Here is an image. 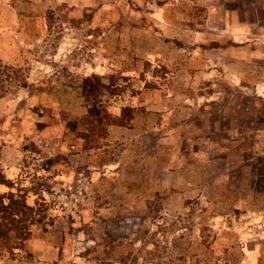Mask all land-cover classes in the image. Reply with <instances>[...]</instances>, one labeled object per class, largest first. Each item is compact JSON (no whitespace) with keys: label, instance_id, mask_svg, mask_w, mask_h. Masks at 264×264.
Listing matches in <instances>:
<instances>
[{"label":"rangeland","instance_id":"1","mask_svg":"<svg viewBox=\"0 0 264 264\" xmlns=\"http://www.w3.org/2000/svg\"><path fill=\"white\" fill-rule=\"evenodd\" d=\"M0 166V264H264V0H0Z\"/></svg>","mask_w":264,"mask_h":264},{"label":"trees","instance_id":"2","mask_svg":"<svg viewBox=\"0 0 264 264\" xmlns=\"http://www.w3.org/2000/svg\"><path fill=\"white\" fill-rule=\"evenodd\" d=\"M87 80L88 84L84 94L85 100L93 104V106H98L100 103V111L97 110L96 115L106 114L101 106V98L104 96V91H107V86H104L98 77L93 80L87 78ZM121 116L119 115L115 119L118 125H124ZM0 184L13 187V183L5 177L1 166ZM18 194V196L14 192L0 194V232L12 233L16 241V247L20 248L29 236L30 227L36 223H41L46 213L41 205H28L24 193Z\"/></svg>","mask_w":264,"mask_h":264}]
</instances>
